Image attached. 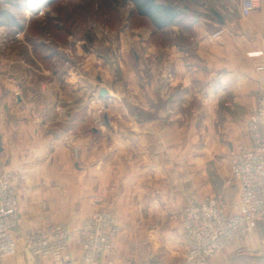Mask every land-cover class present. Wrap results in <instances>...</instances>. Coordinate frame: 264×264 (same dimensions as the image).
<instances>
[{"label": "crops", "instance_id": "crops-1", "mask_svg": "<svg viewBox=\"0 0 264 264\" xmlns=\"http://www.w3.org/2000/svg\"><path fill=\"white\" fill-rule=\"evenodd\" d=\"M172 2L180 19L163 29L148 21L149 43L135 42L133 63L117 71L82 47L75 64L61 48L46 54L22 34L9 38L0 52V175L18 198L17 253L0 264L28 263L24 236L48 224L70 231L69 260L29 264H85L72 229L103 209L115 212L119 233L102 264L179 263L190 189L196 199L236 200L225 174L231 156L249 148L247 117L264 91V0L246 17L240 0ZM182 109L201 126L196 138ZM262 235L255 224L252 242ZM237 249L209 264L230 263Z\"/></svg>", "mask_w": 264, "mask_h": 264}, {"label": "built area", "instance_id": "built-area-1", "mask_svg": "<svg viewBox=\"0 0 264 264\" xmlns=\"http://www.w3.org/2000/svg\"><path fill=\"white\" fill-rule=\"evenodd\" d=\"M258 0H240V15L248 16L257 8ZM221 31L213 37L219 38ZM264 70V66L257 68ZM250 147L235 153L229 161L231 180L238 185V196L227 203L221 196L196 199L190 195L182 212L181 227L187 249L182 262L174 264H207L217 252L237 241L247 240L259 224L264 232V91L258 96L247 123ZM75 156H76V150ZM94 205L102 204L93 196ZM18 198L7 176L0 175V258L17 253L14 230L18 224ZM85 264H102L101 257L114 249L119 233L115 213L103 209L85 218L72 229ZM70 231L61 224H48L28 232L22 251L29 261L35 258L54 261L69 260ZM264 254V235L258 250ZM139 264H167L157 258Z\"/></svg>", "mask_w": 264, "mask_h": 264}, {"label": "rangeland", "instance_id": "rangeland-1", "mask_svg": "<svg viewBox=\"0 0 264 264\" xmlns=\"http://www.w3.org/2000/svg\"><path fill=\"white\" fill-rule=\"evenodd\" d=\"M12 4H15L17 9ZM1 9L11 12L22 25V29L16 31L0 26V52L6 50L9 38L15 39L22 34V37L36 48L40 44L50 51L58 52L61 48L62 53L65 51L72 53L74 59L78 58L75 64L79 63L80 59L75 53L79 50L77 47L102 55L114 71L119 68V62L133 63L132 52L139 51L134 45L135 42L148 44L149 31L154 30L147 19L134 15L132 5L124 0H0ZM213 35L212 38L216 39ZM39 51L43 49L39 48ZM123 54H126V61H119L122 60ZM130 110L133 111L132 108ZM170 112L174 117V110ZM180 112L183 117L186 115L190 117V136L191 139L196 138L201 127L199 122L191 113L189 114L188 109H182ZM228 167L229 164L226 169L225 184L236 188V183L229 176ZM190 193L193 196L195 194L193 189H190ZM233 245L238 246L237 254L234 255L239 256L241 260L229 261L228 264H264L262 258L264 254L257 257L258 244L252 242L251 237L237 241ZM173 256L183 260L185 255L173 254Z\"/></svg>", "mask_w": 264, "mask_h": 264}, {"label": "trees", "instance_id": "trees-1", "mask_svg": "<svg viewBox=\"0 0 264 264\" xmlns=\"http://www.w3.org/2000/svg\"><path fill=\"white\" fill-rule=\"evenodd\" d=\"M51 1V0H50ZM132 5V13L140 18L147 19L155 29H163L180 19L182 8L174 4L172 0H124ZM17 9L15 4H12ZM0 26H6L16 31L22 29V25L15 16L6 9L0 10ZM46 54L51 53L44 45H38ZM240 261L239 256H232L231 261Z\"/></svg>", "mask_w": 264, "mask_h": 264}, {"label": "water", "instance_id": "water-1", "mask_svg": "<svg viewBox=\"0 0 264 264\" xmlns=\"http://www.w3.org/2000/svg\"><path fill=\"white\" fill-rule=\"evenodd\" d=\"M105 94H106V90H104V89L100 90V92H99L100 96H104Z\"/></svg>", "mask_w": 264, "mask_h": 264}]
</instances>
